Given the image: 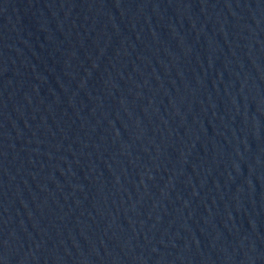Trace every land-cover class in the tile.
Instances as JSON below:
<instances>
[{"label": "water", "instance_id": "95a60500", "mask_svg": "<svg viewBox=\"0 0 264 264\" xmlns=\"http://www.w3.org/2000/svg\"><path fill=\"white\" fill-rule=\"evenodd\" d=\"M0 264H264V0H0Z\"/></svg>", "mask_w": 264, "mask_h": 264}]
</instances>
